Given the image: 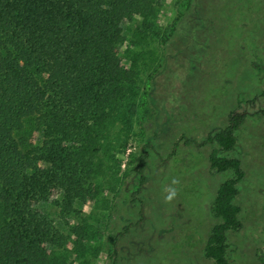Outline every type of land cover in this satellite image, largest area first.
<instances>
[{
  "label": "trees",
  "instance_id": "16d2710c",
  "mask_svg": "<svg viewBox=\"0 0 264 264\" xmlns=\"http://www.w3.org/2000/svg\"><path fill=\"white\" fill-rule=\"evenodd\" d=\"M256 1L262 14L254 12L253 27L264 26V0ZM163 2L0 0V264H72L69 254L83 248L88 215L80 205L97 199L102 189L114 190V168L119 165L115 153L128 142L132 127L133 72L120 65L116 49L128 27L146 26L145 20L155 19ZM196 2L203 6L212 43L216 34L210 31L225 32L244 0ZM186 15L175 14L176 26ZM241 27L248 36L254 30ZM259 33L251 34L250 43L257 45ZM247 115L230 110L226 122L200 141L184 134L177 139L209 145V168L230 174L216 186L209 203V213L218 221L201 250L210 264H232L228 237L241 227L236 199L245 177L240 158L232 152ZM145 166L144 155H139L138 185L128 194L131 202L138 200ZM50 201L59 207V221L74 217L66 231L40 210ZM134 226L124 222L112 235L106 264H154L120 254L121 241L134 240ZM257 258L264 264V238Z\"/></svg>",
  "mask_w": 264,
  "mask_h": 264
},
{
  "label": "rangeland",
  "instance_id": "374dc122",
  "mask_svg": "<svg viewBox=\"0 0 264 264\" xmlns=\"http://www.w3.org/2000/svg\"><path fill=\"white\" fill-rule=\"evenodd\" d=\"M194 1L164 0L155 19L145 20L146 26L139 29L128 27L116 49L120 65L133 72L130 137L115 153L119 165L114 168V190L102 189L97 199L80 205L88 215V233L83 248L69 254L72 264H106L112 235L124 222L135 226L134 240L121 241L122 257H141L154 264H210L201 250L218 221L209 213V203L216 186L230 174L209 168V145L177 139L184 134L200 141L225 123L233 109L248 115L236 131L232 152L240 158L245 177L236 199L241 227L229 234L228 254L232 264H259L257 253L264 238V26L253 25L254 12L262 10L256 0H244L225 32L210 31L216 37L209 43L203 6ZM177 12L188 15L176 26ZM241 23L260 32L257 45L250 43L253 32L248 36ZM254 97V102L245 103ZM34 138L39 140L40 134ZM139 155L146 161L145 180L138 200L131 202L128 194L138 185ZM58 209L53 201L40 207L66 231L75 219L59 221Z\"/></svg>",
  "mask_w": 264,
  "mask_h": 264
}]
</instances>
